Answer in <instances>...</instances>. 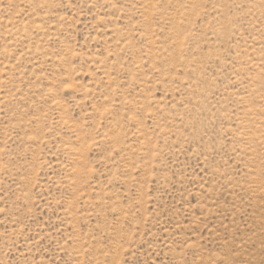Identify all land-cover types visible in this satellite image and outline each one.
I'll use <instances>...</instances> for the list:
<instances>
[{
	"label": "rangeland",
	"instance_id": "1",
	"mask_svg": "<svg viewBox=\"0 0 264 264\" xmlns=\"http://www.w3.org/2000/svg\"><path fill=\"white\" fill-rule=\"evenodd\" d=\"M0 264H264V0H0Z\"/></svg>",
	"mask_w": 264,
	"mask_h": 264
}]
</instances>
